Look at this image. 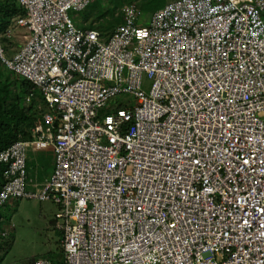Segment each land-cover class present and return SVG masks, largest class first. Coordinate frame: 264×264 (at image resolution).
<instances>
[{
	"label": "built area",
	"instance_id": "obj_1",
	"mask_svg": "<svg viewBox=\"0 0 264 264\" xmlns=\"http://www.w3.org/2000/svg\"><path fill=\"white\" fill-rule=\"evenodd\" d=\"M92 1L17 0L0 34L44 102L0 150V206L54 203L60 264H264V0H174L148 25L128 3L108 37L72 17ZM48 149L38 186L30 151Z\"/></svg>",
	"mask_w": 264,
	"mask_h": 264
},
{
	"label": "rangeland",
	"instance_id": "obj_2",
	"mask_svg": "<svg viewBox=\"0 0 264 264\" xmlns=\"http://www.w3.org/2000/svg\"><path fill=\"white\" fill-rule=\"evenodd\" d=\"M172 1L174 0H93L89 5V13L83 10L72 11L71 14L79 26L89 28L94 25L93 27L108 37L119 25L124 23L123 8L125 4L130 3L135 6L139 25H148L152 14ZM6 2H13V0H0V3ZM83 19H86V24L82 22ZM25 33L24 27H14L13 38L2 40L6 47H14L12 51L8 52V57H12L19 51V47L25 41L23 37ZM16 77L0 62V94H3V91H11L7 97L8 106L19 105V103L25 105V96L21 94V87L14 82ZM148 86L149 84H147V88ZM16 100L19 102L17 103ZM110 103L108 102L102 110L113 108ZM30 126L26 122L21 127L24 131L25 128L28 131ZM29 160L30 164H34L30 169V176H33L34 181L38 179L42 182L49 173H52L53 153L50 149L31 150ZM30 188L34 189L35 187L30 186ZM56 211L57 207L54 203L31 198L12 199L4 206H0V264H32L37 257L50 254L62 257L60 232L49 225V218L53 216L52 212H54L53 224H55ZM2 230L4 232H1Z\"/></svg>",
	"mask_w": 264,
	"mask_h": 264
},
{
	"label": "trees",
	"instance_id": "obj_3",
	"mask_svg": "<svg viewBox=\"0 0 264 264\" xmlns=\"http://www.w3.org/2000/svg\"><path fill=\"white\" fill-rule=\"evenodd\" d=\"M89 8L90 6H88L84 11L89 13ZM22 14H24V10L19 6L17 0H13V2L0 3V34L11 25L12 19ZM85 21L86 19L82 20V22ZM93 26L89 28H95ZM14 82L21 87V94L25 96V105H21V103H19V105L14 104L12 106H8L7 97L11 94V91H3V94H0V150L5 149L18 139L31 138V128L40 118V108L44 106V102L39 93H36L31 101L26 102V96L33 89L31 82L18 76L15 78ZM16 101L17 103L19 102V100ZM42 110L44 109L42 108ZM26 122L31 125V128L28 131H26V128L24 131L23 127H21ZM30 163L31 161L29 160L27 164L28 168L30 167ZM3 169L4 164H0V188L3 184ZM1 232H4V230ZM47 257L52 259L57 264L61 263V260L54 254H50Z\"/></svg>",
	"mask_w": 264,
	"mask_h": 264
},
{
	"label": "crops",
	"instance_id": "obj_4",
	"mask_svg": "<svg viewBox=\"0 0 264 264\" xmlns=\"http://www.w3.org/2000/svg\"><path fill=\"white\" fill-rule=\"evenodd\" d=\"M44 151H45V150H44ZM51 152H52V150H51ZM33 165H34L33 163L30 164V168H29V176H30V174H31V173H30V172H31L30 169H31V167H32ZM35 174H36V173H35ZM50 174H51V173H49V174L45 177V179H43V180L45 181L46 179H48V177L50 176ZM31 176H32V175H31ZM31 176H30V177H31ZM36 176H37V174H36ZM31 178L33 179V176H32ZM33 180H34V179H33ZM37 180H38V179H37ZM37 180L34 181V182H38V183H42V182H44V181L40 182L39 180H38V181H37ZM54 212H55V211H54ZM54 212H52V213H53V216H52L51 218H49V225H50V226H53V227L56 228V225L53 224V222H54V218H53V217H54ZM56 229H57V228H56ZM54 255H56V254H54ZM56 257H58V259H61V257H59V256H57V255H56Z\"/></svg>",
	"mask_w": 264,
	"mask_h": 264
}]
</instances>
